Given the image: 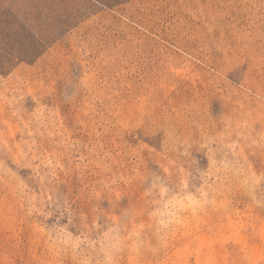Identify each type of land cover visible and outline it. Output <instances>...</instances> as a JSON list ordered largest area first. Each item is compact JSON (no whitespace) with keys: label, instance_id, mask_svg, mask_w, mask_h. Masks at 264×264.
<instances>
[{"label":"rangeland","instance_id":"374dc122","mask_svg":"<svg viewBox=\"0 0 264 264\" xmlns=\"http://www.w3.org/2000/svg\"><path fill=\"white\" fill-rule=\"evenodd\" d=\"M0 264H264V0H0Z\"/></svg>","mask_w":264,"mask_h":264}]
</instances>
